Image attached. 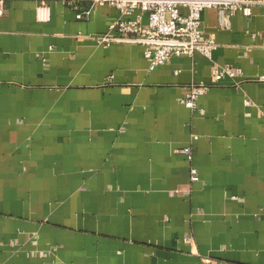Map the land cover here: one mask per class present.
<instances>
[{"label":"crops","instance_id":"0c3cea01","mask_svg":"<svg viewBox=\"0 0 264 264\" xmlns=\"http://www.w3.org/2000/svg\"><path fill=\"white\" fill-rule=\"evenodd\" d=\"M46 3L0 15V264H264V7L228 28L201 12L214 62L241 70L216 82L198 53L149 69L98 42L113 7Z\"/></svg>","mask_w":264,"mask_h":264},{"label":"built area","instance_id":"2783aa9c","mask_svg":"<svg viewBox=\"0 0 264 264\" xmlns=\"http://www.w3.org/2000/svg\"><path fill=\"white\" fill-rule=\"evenodd\" d=\"M5 1L0 0V15L5 11ZM71 6L76 17L87 16L95 6L108 5L118 12V17L111 28L116 35H103L97 41L103 44L112 42L141 45L144 57L149 62V69L169 62L174 57H192L198 53L211 65V74L216 82L224 78L240 76L241 70L229 65H219L212 59L216 43L212 37H204L201 31V12L204 9H216L221 28H228L235 13L250 17L254 7H264V0H59ZM87 1L88 8L80 9L79 3ZM47 0H39L36 15L40 21L49 18ZM146 16V22L143 17ZM264 82V77L258 79ZM209 86L192 84L187 93L179 100L187 108L203 113L197 104L200 95L206 93ZM196 138V137H195ZM180 152L191 162L190 147ZM191 182L198 181L196 169L189 168Z\"/></svg>","mask_w":264,"mask_h":264}]
</instances>
